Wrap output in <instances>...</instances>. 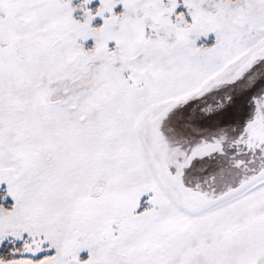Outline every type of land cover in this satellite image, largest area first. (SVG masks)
Instances as JSON below:
<instances>
[{"label": "snow or ice", "instance_id": "1", "mask_svg": "<svg viewBox=\"0 0 264 264\" xmlns=\"http://www.w3.org/2000/svg\"><path fill=\"white\" fill-rule=\"evenodd\" d=\"M0 264H264V0H0Z\"/></svg>", "mask_w": 264, "mask_h": 264}]
</instances>
